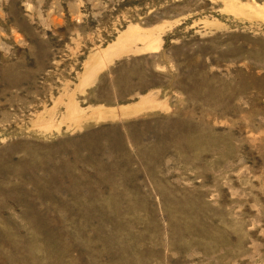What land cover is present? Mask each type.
<instances>
[{"label":"rangeland","instance_id":"1","mask_svg":"<svg viewBox=\"0 0 264 264\" xmlns=\"http://www.w3.org/2000/svg\"><path fill=\"white\" fill-rule=\"evenodd\" d=\"M0 264H264V0H0Z\"/></svg>","mask_w":264,"mask_h":264}]
</instances>
